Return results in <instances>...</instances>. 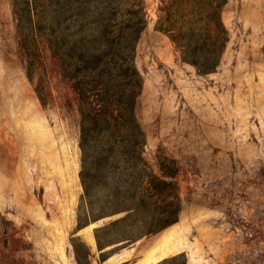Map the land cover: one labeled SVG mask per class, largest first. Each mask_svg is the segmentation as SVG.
Masks as SVG:
<instances>
[{"label": "rangeland", "instance_id": "1", "mask_svg": "<svg viewBox=\"0 0 264 264\" xmlns=\"http://www.w3.org/2000/svg\"><path fill=\"white\" fill-rule=\"evenodd\" d=\"M158 2L144 0L134 114L152 169L158 151L175 161L179 212L132 225L84 219L72 96L46 55L28 80L0 0V264H264V0H226L228 41L206 75L154 30Z\"/></svg>", "mask_w": 264, "mask_h": 264}, {"label": "trees", "instance_id": "2", "mask_svg": "<svg viewBox=\"0 0 264 264\" xmlns=\"http://www.w3.org/2000/svg\"><path fill=\"white\" fill-rule=\"evenodd\" d=\"M10 2L17 53L26 77L32 80L46 55L75 104L82 188L79 209L84 219L124 213L132 225L176 222L175 161L158 151L157 172L152 169L144 158L145 137L134 114L142 88L134 56L147 22L144 0ZM225 3L158 2L154 30L169 39L179 60L198 75L210 74L219 65L228 41L221 21ZM72 101L66 100L69 109ZM137 239L133 234L124 241L131 244Z\"/></svg>", "mask_w": 264, "mask_h": 264}, {"label": "crops", "instance_id": "3", "mask_svg": "<svg viewBox=\"0 0 264 264\" xmlns=\"http://www.w3.org/2000/svg\"><path fill=\"white\" fill-rule=\"evenodd\" d=\"M145 258H146V257H145ZM144 261H145V259L143 260V262H144ZM143 262H142V263H143Z\"/></svg>", "mask_w": 264, "mask_h": 264}]
</instances>
